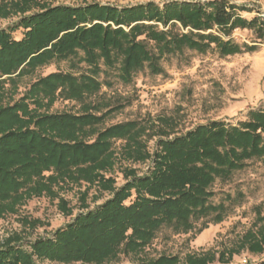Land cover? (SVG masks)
<instances>
[{
    "label": "trees",
    "instance_id": "1",
    "mask_svg": "<svg viewBox=\"0 0 264 264\" xmlns=\"http://www.w3.org/2000/svg\"><path fill=\"white\" fill-rule=\"evenodd\" d=\"M241 12L246 7L228 0L124 7L0 0V19L17 18L0 28V219L16 214L32 198H58L54 188L85 183V192L96 187L110 195L91 210L83 202L86 211L50 237L27 244L19 235L7 238L0 244V264H109L120 255L134 257L133 264H233L239 252H264V216L257 206L251 229L233 248L189 253L184 260L142 256L163 228L199 235L209 223L224 220L234 198L227 194L228 205L213 204V186L253 161L264 167V100L235 125L213 120L172 137L158 132L152 153L147 140L158 130L154 123L127 121L99 130L107 113L84 104L98 94L104 84L101 75L110 70L129 84L143 68L162 74L163 61L186 51L204 55L214 49L221 57L254 53L264 42V17L246 19ZM18 30L22 35L15 39ZM236 30L251 32L257 42L236 43L231 38ZM74 59L83 71L40 76L14 99L23 78ZM59 100L80 103L82 111L50 112ZM117 141L123 144L122 160L150 163L141 175L124 168V184L118 188L107 176L114 170ZM58 209L65 216L72 213L61 198ZM26 224L34 228L39 221Z\"/></svg>",
    "mask_w": 264,
    "mask_h": 264
},
{
    "label": "rangeland",
    "instance_id": "2",
    "mask_svg": "<svg viewBox=\"0 0 264 264\" xmlns=\"http://www.w3.org/2000/svg\"><path fill=\"white\" fill-rule=\"evenodd\" d=\"M39 1V0H38ZM46 4L79 6L91 3L112 5L116 7L132 6L147 2L163 3L168 1L186 0H41ZM198 1V0H189ZM203 1V0H200ZM232 4L246 7L247 12H241L243 18L255 16L264 17V0H228ZM17 18L0 19V28H7L16 22ZM22 32L13 33L15 39L21 38ZM231 38L238 44L251 45L257 42L251 32L236 30ZM258 44V43H257ZM77 59L63 61L39 69L32 77L23 78L18 83L14 99L20 97L29 84L40 76L63 71L77 74L83 71V64L76 67ZM162 74L154 75L147 68L134 73L131 82L124 84L117 78V72L110 70L105 76L98 94L87 98L86 105L95 106L99 114H106L98 127L102 129L113 124L127 121H142L154 123L156 129L147 140L149 153L155 149L158 132L164 131L170 135L182 134L197 125L213 120H224L229 124H237L246 119L248 111L258 108L264 100V42L258 44L254 53H244L221 57L216 50L204 55L186 51L181 56H174L161 63ZM9 89V86H6ZM82 104L70 101H57L50 112L80 113ZM122 142L114 144L115 166L108 177L115 179V187L124 184L122 170L131 168L141 175L149 166L126 162L120 157ZM88 185L57 190L58 198H32L20 206L16 214H10L0 219V244L13 235L24 238L27 244L38 237H50L52 233L71 222L76 215L85 212L81 204L84 202L91 210L110 197L108 193H100L96 187ZM213 191L216 193L211 200L213 204L225 201L229 194L234 198L224 220L218 224L209 223L201 234H175L169 228H163L157 234L145 255L157 257L160 254L176 255L184 260L186 254L233 248L240 237L255 221L254 207L261 208L264 216V167L258 161L251 162L243 171L235 173L229 181L215 182ZM87 193V194H86ZM86 194L84 197L83 195ZM242 195V198L238 197ZM84 197V198H82ZM59 198L67 202L72 210L70 216H65L58 209ZM84 199V200H83ZM39 221L31 228L26 222ZM201 222L196 223V229ZM134 257L120 255L118 260L109 264H133ZM232 263L264 264V252L249 254L239 252L232 257ZM42 264H58L45 261ZM81 264V263H73ZM218 264V263H213Z\"/></svg>",
    "mask_w": 264,
    "mask_h": 264
}]
</instances>
